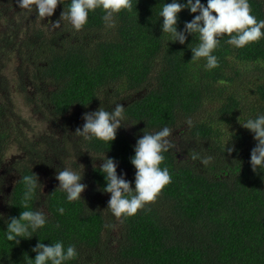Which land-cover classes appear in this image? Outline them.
<instances>
[{"label":"trees","instance_id":"16d2710c","mask_svg":"<svg viewBox=\"0 0 264 264\" xmlns=\"http://www.w3.org/2000/svg\"><path fill=\"white\" fill-rule=\"evenodd\" d=\"M68 3L70 0H64V5H57L53 15L59 21ZM162 3L163 0H133L131 12L116 15L114 28L104 26L101 9L90 13L87 24L79 31L66 20L56 29L37 27L34 39L37 51L44 57L37 67L39 81L52 82L53 90L48 99L40 97L35 71L32 82L37 97L33 102L49 115L62 118L85 106L92 108L89 112L100 106L111 110L118 100L121 104L137 93L128 106H123L126 123H135L134 131L141 134L168 126L178 136L181 150L172 148L164 153L161 164L168 167L171 182L158 193L160 198L148 202L133 216L121 217L94 208L83 196L68 202L65 193L56 189L58 184L52 185L46 194L38 193L32 204L47 214L45 228L31 238H19V244L4 240L5 220L18 217L22 211L21 175L31 174L32 170L44 186L46 174L62 169L61 165H49L50 154L62 159L63 149H75L74 145L86 153L113 157L135 173L130 163L135 140L134 131L120 130L110 144L78 136L71 139L72 146L67 139L63 141L67 146H51L50 142L45 146L13 123L20 116L7 108L9 99L2 97L1 169L6 163L2 158L9 139L24 152L14 161L15 174L6 179L10 172L6 167L4 181L0 175V191L9 189L0 200L4 206L0 209L4 216L0 219V264H24V255L34 258L36 253L31 249L39 239L46 245L58 240L65 246L74 244L78 256L67 264H264V167L250 164L249 150L255 137L241 125L257 110H264V38L235 48L226 43L228 36L222 35L214 53L219 66L206 71L203 58L191 60L189 47L197 43L195 38L189 36L183 45L169 42L168 47L164 43L166 36H160L162 17L156 16ZM249 3L251 14L264 19V0ZM34 8H21L18 0H0V69L5 58L12 55L10 46L17 26L35 19ZM13 15L18 16L16 28L6 31L14 21ZM194 15L182 10L178 28ZM29 38L27 46L32 42ZM111 88L114 92L106 106L99 105L98 94L109 93ZM112 96L116 99L112 100ZM69 123L75 132L82 128L76 116H70ZM181 143L193 146L182 150ZM203 159L209 162L204 164ZM69 163L77 166L74 161ZM93 177L103 187L105 180L98 167L93 169ZM127 180H134V176ZM58 206L64 207L63 215L56 211Z\"/></svg>","mask_w":264,"mask_h":264},{"label":"clouds","instance_id":"9594fccd","mask_svg":"<svg viewBox=\"0 0 264 264\" xmlns=\"http://www.w3.org/2000/svg\"><path fill=\"white\" fill-rule=\"evenodd\" d=\"M18 4L29 10L34 6L37 15L44 18L52 16L58 4L64 5V0H18ZM96 9L103 12L101 20L104 26L114 28L116 15L121 11L131 12L133 0H70L67 9L64 6L61 12L60 21L53 22L51 27L59 28L60 22L66 20L74 30L79 31L87 24L89 14ZM184 9L196 15L190 21H185L183 28H178V14ZM156 16L162 17L160 36H166L164 43L168 47L169 42L185 44L189 36L196 39L194 46H188L192 53L191 60L198 61L203 58V68L206 71L219 66L218 57L214 53L220 46L222 35H227L226 43L235 48H243L264 38V19H257L251 14L249 0H163ZM83 119L82 128H77L75 132L78 136L109 144L115 139L117 130L126 123L124 107L119 103H115L111 110L100 106L94 111L86 112ZM187 123L191 126V119ZM241 125L251 130L255 137L249 150L250 164L254 168L264 167V110H257ZM172 133V128L163 126L154 132L144 131L136 139L134 154L130 157V163L135 168L132 181L125 178V173H117L118 165L114 158L105 154L98 157L102 160L98 171L105 180L102 191L110 194L107 208L114 216L135 215L145 204L154 201L161 189L171 182L168 167H161V164L165 160L164 153L175 146L171 139ZM228 151L232 149L229 148ZM193 158H196L195 154ZM208 162V159L202 160L204 164ZM55 178L59 182L56 189L65 193L68 202L81 199V193L87 187L82 182L83 171L77 172L63 167L57 170ZM19 182L23 185L19 198L22 211L18 217L12 216L5 220L6 230L3 232L4 240L14 241L16 244L20 243L19 238H31L48 224L47 214L38 207H32L33 202L37 201L38 193H43V184L37 174L31 170V174L21 175ZM133 184L134 187L131 186ZM56 211L63 215L65 209L58 206ZM0 219H4L2 213ZM31 250L36 255L34 258L24 255V264H67L78 256L74 244L65 246L60 240L46 245L39 239Z\"/></svg>","mask_w":264,"mask_h":264},{"label":"rangeland","instance_id":"374dc122","mask_svg":"<svg viewBox=\"0 0 264 264\" xmlns=\"http://www.w3.org/2000/svg\"><path fill=\"white\" fill-rule=\"evenodd\" d=\"M9 8H10V5H9ZM12 17L15 18L16 16L13 15ZM24 17L25 18L29 17L30 19V16L28 15H24ZM4 63H5L4 67L0 69V89H1L0 98L4 97L5 100L9 99V102L4 100L5 102H7V108L9 109L11 108L13 111L19 114L20 118L16 119V121L13 119L14 121L13 123L16 125H19L20 128H23L25 131H27L29 136H32L35 140L44 142L45 146H47V142H50L51 146H53V144H57L60 147L61 145L67 146V142H63L66 139L69 142V145L72 146L71 139L75 140L76 135L73 132L68 131L69 124H67V127H66L67 129L63 130L62 127L65 128V126L60 123V121L63 123L62 118L50 119L51 117H49V114L46 111H40L35 106H33V109H32L30 105H27L26 102H31L33 93L30 94L29 92H27L26 94L24 93L19 94L18 90L12 91L13 85L15 84L17 86V82H18V78H17L18 69L16 65V60L15 59L7 60L5 58ZM20 69L21 70L19 71L22 72V76H23L22 80H27L25 76V72H24L25 70L24 65H21ZM113 92L114 91L111 88L109 90V93L108 92L107 93L105 92V93L107 95H110ZM105 96L106 95H102V97H105ZM120 96H117V98ZM112 97H113L111 98L112 100L116 99V96H112ZM107 100L109 101L108 96H107ZM120 100H118L117 103H119ZM121 102H123V100ZM34 104L36 105L37 103L34 102ZM51 137L53 138V141ZM177 138L178 136L172 133L171 139L175 145L174 148L181 150V147H179L178 145ZM58 139H60L59 142H58ZM184 146L188 148V147L193 146V144L183 143L182 150ZM74 147L75 149H73V147L71 149H65V148L63 149L62 153L68 156L67 157L64 156V158L62 159L60 158L61 161L59 162H63V165L64 164L66 165L65 167L70 168L68 161L71 160V161H74L76 165L78 166V169L74 171L80 172V171H85L90 166L91 163L93 162L98 163L100 161L98 157L92 155L91 153H86V151L82 147L78 146L77 148V146L75 145ZM20 153L21 151H19V148L17 147V144L15 143V141L9 139V143L5 147V150L3 152V158H2V161L6 163L4 164L3 169H1V166H0V175H2L1 179L3 181H4L3 175L6 174V173L4 174L3 170H5L6 167L10 168V172L7 174L6 179L7 178L9 179L12 174H15L14 172L15 169H11L10 167L12 164V162L10 161V158L13 156L11 160H15ZM52 156L53 155H51L49 164H51L52 162L53 163L55 162ZM48 180L51 182V176L49 177ZM48 180L47 182H45V185L43 186L44 187L43 194H46L48 189L50 188V184ZM4 186H7V185H4ZM85 197L89 200H92L90 201V204H92L94 208L102 212L104 210H106L107 212L110 211V209L107 208L108 200L110 198L109 195L105 194L101 197V196H98L96 192H87ZM157 198H160L159 194H157L156 199ZM3 207L4 206L2 205V203H0V209H3ZM115 236H117V234H115Z\"/></svg>","mask_w":264,"mask_h":264},{"label":"flooded vegetation","instance_id":"af4514ba","mask_svg":"<svg viewBox=\"0 0 264 264\" xmlns=\"http://www.w3.org/2000/svg\"><path fill=\"white\" fill-rule=\"evenodd\" d=\"M34 11H35V8H34ZM34 15H35L34 16L35 19L33 17L32 18V19H34L33 21H31V19H30V20H27L23 25L17 26V31H16V34L14 36V38H15L14 44H12L10 46L12 48L11 49L12 55H10L7 60L15 59L16 60V65H17V69H18V71H17V78H18L17 85H19V86H18V89H17V86L14 84L13 87H12V91L18 90L19 94H23V93L26 94L27 92H29L30 94L33 93V97L31 99L32 101L31 102H26V104L30 105L32 107V109H33V106H35L38 110L45 111V109L43 107L38 106L37 104L36 105L33 104L34 103L33 99L35 97H37V95L35 93L37 91H35V86H34V83L32 82L33 81V75L32 74L36 71L37 77H38L37 81H39V72L37 71V67L39 66V64L43 63V60H44V57L41 55L40 51H37L38 45L36 44L34 38L36 37L35 35H36L37 27H42L44 30H46V29L50 30V29H52L51 24L53 22L59 21V18H57L53 14L50 17H44V18H41L40 16H38L36 14H34ZM17 17L18 16H16L14 18V21L12 22L11 25L8 24V26H6V31L7 30L8 31H14V29L16 28V25L14 24V22L17 20ZM4 24H5V22H4ZM13 25H14V27H12ZM29 32H31L30 35H29ZM29 37H32L31 38L32 42L29 43V45L27 46L26 45V39L28 38V40H29L30 39ZM37 54H39L40 57ZM27 61H29V63ZM21 65H24V69H25L24 72H25V76H26L27 80H22V78H23L22 72L19 71V70H21L20 69ZM38 83L39 84L35 83V85H36V89L39 91L40 97L42 95H44V99H48L49 94H52L51 92L53 90V83L52 82L51 83H48V82L45 83L44 81L43 82L39 81ZM20 85L24 86L23 89H22V87H20ZM103 94L106 95V96L102 97ZM0 95H1V91H0ZM135 95H137V93ZM135 95H134V97H135ZM107 96L109 97V95H107L106 93H102V92H100L98 94L97 100H99V105L106 106V104H107V101H106L107 100ZM134 97H131L129 100L127 99L126 101L121 102L122 103L121 105L122 106H125V105L128 106L130 104V102L134 99ZM47 104H49V103L47 102ZM41 105L45 107V104L41 103ZM50 107H52V105ZM90 109H92V108L90 107L88 109L87 106H85L84 109H77L75 112H73L71 114L70 113H66L64 115V117H62L63 123L61 121H60V123L63 124L65 126V128H66L67 124H70L69 123L70 116H76L77 117L78 127H80V126L82 127L83 124H84L83 114L86 113V112H89ZM107 110H110V109L107 108ZM49 117H51L50 119L56 118V117H54L52 115H49ZM72 129L73 128L71 126H68V131L73 132L76 135V138H77L78 135ZM134 129H136L134 127V125L132 123L128 124V122H127L126 124L122 125L117 131L125 130L127 132L133 133ZM142 135L143 134H141V132L139 130L134 131L133 137H134L135 141H133L132 144L134 145L135 142H136V139L138 137L142 136ZM19 151H21L20 154H22L24 152L23 148H19ZM89 153H91V152H89ZM91 154L96 156V157L103 156V155H96L94 153H91ZM51 155L54 156V154H52V153H51ZM63 155L66 156V157L68 156L66 154H63ZM64 156H63V158H64ZM106 156H108V155H106ZM108 157H110V156H108ZM12 158H13V156L10 158V161L12 162L10 167H11V169H14V167L17 168V165L14 163V161L19 159V155H18V157L15 160H11ZM53 159H54L55 162L54 163L52 162L51 164H49V165L52 166V168H54V167L56 168L59 165H61L62 168L66 166L65 164L63 165V162H59L61 160L58 157H54ZM100 163H102L101 159H100V161L98 163H96V162L91 163L90 166L85 171H83L82 182L87 185L85 190L81 193V196H83L84 198H86L85 196H86L87 192H96L97 195L101 196V197L103 195H105V194L110 196L109 193H106V192L102 191V187L95 181V179L93 177V169L95 167H99ZM68 164H69V167L72 170H77L78 169V166H74L73 164H70L69 161H68ZM117 165H118V167H117V173L118 174H120L121 172L125 173L127 179H129V176L130 177L134 176V172L133 171H129L127 168L119 165L118 163H117ZM56 172L57 171H52L51 173L46 174L47 180L51 176V182L48 180V182L50 184V187L52 185H55V184L59 183L56 180V178H55ZM131 186L134 187V184L131 185ZM8 191H9L8 188H5V189L0 191V200L3 201V199L9 193ZM90 201H92V200H90Z\"/></svg>","mask_w":264,"mask_h":264}]
</instances>
